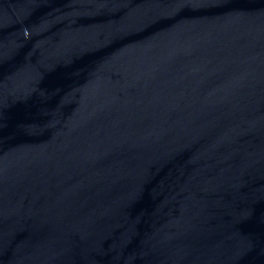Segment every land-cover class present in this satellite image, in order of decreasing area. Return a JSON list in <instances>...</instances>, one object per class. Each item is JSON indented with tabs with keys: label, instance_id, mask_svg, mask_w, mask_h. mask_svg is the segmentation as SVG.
Returning <instances> with one entry per match:
<instances>
[{
	"label": "water",
	"instance_id": "water-1",
	"mask_svg": "<svg viewBox=\"0 0 264 264\" xmlns=\"http://www.w3.org/2000/svg\"><path fill=\"white\" fill-rule=\"evenodd\" d=\"M0 264H264V0H0Z\"/></svg>",
	"mask_w": 264,
	"mask_h": 264
}]
</instances>
